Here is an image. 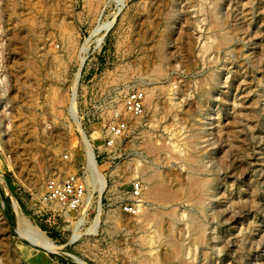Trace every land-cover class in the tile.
Here are the masks:
<instances>
[{
	"label": "rangeland",
	"instance_id": "obj_1",
	"mask_svg": "<svg viewBox=\"0 0 264 264\" xmlns=\"http://www.w3.org/2000/svg\"><path fill=\"white\" fill-rule=\"evenodd\" d=\"M70 174L81 206L43 198ZM0 264H264V0H0Z\"/></svg>",
	"mask_w": 264,
	"mask_h": 264
},
{
	"label": "built area",
	"instance_id": "obj_2",
	"mask_svg": "<svg viewBox=\"0 0 264 264\" xmlns=\"http://www.w3.org/2000/svg\"><path fill=\"white\" fill-rule=\"evenodd\" d=\"M145 94L143 91H130L124 100L125 111L134 116H142L144 113ZM107 144L115 139L129 136V127L125 121L116 120L109 123L105 130ZM87 185L85 180L77 174H70L62 180L51 179L45 185L43 198L68 209H75L82 205L85 199ZM138 189L135 187L137 194ZM134 206H126V210L132 211Z\"/></svg>",
	"mask_w": 264,
	"mask_h": 264
},
{
	"label": "bare ground",
	"instance_id": "obj_3",
	"mask_svg": "<svg viewBox=\"0 0 264 264\" xmlns=\"http://www.w3.org/2000/svg\"><path fill=\"white\" fill-rule=\"evenodd\" d=\"M212 24L216 27L217 31L221 32V40H222V43L226 40H228V33H227V30L224 26V23L220 20V19H212ZM102 25V24H101ZM99 28V27H98ZM206 88L203 89V91L206 93L207 91L205 90ZM146 93V92H145ZM74 95V94H73ZM146 95V94H145ZM146 98H147V95H146ZM150 99V98H149ZM146 100V99H145ZM150 105L153 107H155V103H154V100L151 99V102H150ZM176 131V130H175ZM195 136V135H194ZM197 138V137H196ZM194 137L193 136H188L187 137V143H186V147L188 149H192L191 148V144H195L194 143ZM88 141V140H87ZM87 141H84L87 142ZM196 141V140H195ZM88 143V142H87ZM198 144V143H197ZM196 146V145H195ZM194 146V147H195ZM83 147L84 150H87V154H86V157L88 156V171L90 172L89 176H90V181L91 179L94 177L95 180H97L98 185H96V189L100 192L104 189L105 187V181H104V177L98 175V171L97 173L94 172V174H92L93 172V167H94V162H93V153H92V150L88 147V145H84ZM88 147V148H87ZM87 148V149H86ZM196 150V148H195ZM87 160V159H86ZM204 165V170L207 169L206 165L204 164V162H201L199 161L197 158H195V166L196 167H202ZM96 171V169H95ZM97 174V175H96ZM146 175V174H145ZM144 175V176H145ZM148 176V175H146ZM150 178V176H149ZM93 181V180H92ZM91 181V182H92ZM92 184V183H91ZM94 185V184H93ZM210 186H211V183L210 181H202L201 184H200V190H199V193H198V197H196V205H198L200 208L204 207L205 206V198L207 197L208 195V191L210 190ZM95 187V185H94ZM210 194V193H209ZM23 217V216H22ZM192 219V217H190ZM22 219V218H21ZM194 219V218H193ZM26 220V219H25ZM24 219H22V221L20 222V226H19V234L21 237H24L26 239H28L29 241L33 242V243H36L37 245L40 246V248H47V249H56V247L54 245H52V243L42 234V232H39L37 230V228H35L34 226L30 225V223L28 224V222H26ZM18 221V220H17ZM198 236V235H197ZM156 235L153 231H149L148 233L146 232V236H145V242L146 244H151L152 242H155L156 241ZM206 238H203V237H200L199 238V241H204ZM36 245V246H37Z\"/></svg>",
	"mask_w": 264,
	"mask_h": 264
}]
</instances>
